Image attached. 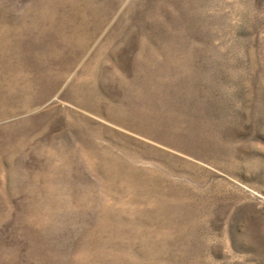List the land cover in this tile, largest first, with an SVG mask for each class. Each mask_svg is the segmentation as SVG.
Listing matches in <instances>:
<instances>
[{
    "label": "rangeland",
    "instance_id": "obj_1",
    "mask_svg": "<svg viewBox=\"0 0 264 264\" xmlns=\"http://www.w3.org/2000/svg\"><path fill=\"white\" fill-rule=\"evenodd\" d=\"M0 31V264H264V0H0Z\"/></svg>",
    "mask_w": 264,
    "mask_h": 264
},
{
    "label": "bare ground",
    "instance_id": "obj_2",
    "mask_svg": "<svg viewBox=\"0 0 264 264\" xmlns=\"http://www.w3.org/2000/svg\"><path fill=\"white\" fill-rule=\"evenodd\" d=\"M5 31H0V108L1 110V115H8L11 113L10 110H7L8 108H4L5 104H9L12 101H10L11 97L10 94H8V90L12 87L13 80H11L12 76L11 73L9 72L10 66L3 61L5 60V56H7L11 49H12V44H11V39H7L5 37ZM3 91V92H2ZM10 101V102H9Z\"/></svg>",
    "mask_w": 264,
    "mask_h": 264
}]
</instances>
